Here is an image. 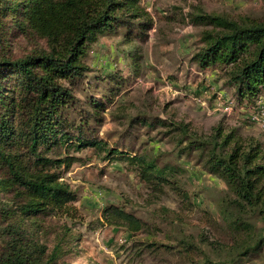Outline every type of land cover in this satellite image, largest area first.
<instances>
[{
    "label": "rangeland",
    "instance_id": "1",
    "mask_svg": "<svg viewBox=\"0 0 264 264\" xmlns=\"http://www.w3.org/2000/svg\"><path fill=\"white\" fill-rule=\"evenodd\" d=\"M139 6L150 28L145 31L138 25L142 21L131 20L128 30L116 27L89 43L82 59L86 77L69 87L73 104L64 114L69 124L78 123L81 111L91 110V100L103 103L98 121L82 126L87 135L153 161L165 180L147 184L135 167L106 160L88 146L69 150L72 162L61 168L60 181L76 200L61 211L21 219L0 188V226L17 227L44 247L48 264H264L258 210L232 205L237 201L232 187L209 171L206 154L187 149L191 138L205 139L220 128L223 136L253 140L264 152V132L247 119L257 107L264 109V88L252 103L240 101L228 69L199 68L195 59L205 35L220 31L210 18L264 22V0H140ZM9 48L13 58H21L45 45L29 32L13 38ZM59 152L52 148L47 157ZM17 155L19 164L31 167L23 151ZM111 205L134 215L143 228L129 233L97 225ZM257 242L260 247L239 256V246L255 248Z\"/></svg>",
    "mask_w": 264,
    "mask_h": 264
},
{
    "label": "trees",
    "instance_id": "2",
    "mask_svg": "<svg viewBox=\"0 0 264 264\" xmlns=\"http://www.w3.org/2000/svg\"><path fill=\"white\" fill-rule=\"evenodd\" d=\"M139 3L140 0H0V188L11 198L14 215L21 219L61 211L76 200L75 192L60 181L61 168L65 170L72 162L66 155L69 150L79 152L88 146L104 153L106 160L135 167L147 184L161 185L165 180L164 170L153 161L129 156L87 135L82 126L92 119L98 121L103 103L91 100V110L81 111L78 123L69 124L64 114L73 104L69 87L86 77L88 68L82 59L87 45L114 32L116 27L128 30L131 20L142 21L138 25L145 31L150 28L151 20ZM210 20L220 31L205 35V46L195 57L197 65L206 68L217 64L228 69L226 74L238 99L252 103L264 88V22ZM29 32L43 41L45 48L13 58L9 48L12 39ZM178 129L187 134L185 127ZM52 148L60 152L49 158L47 153ZM191 148L205 153L209 171L219 174L232 187L237 200L232 205L258 210L264 222L261 145L253 140L245 142L233 133L223 136L222 130L216 128L205 139L191 138L187 149ZM19 151L29 158L30 168L19 164ZM236 221L233 223L243 228L245 224ZM96 224L129 233H137L144 226L134 215L112 205L102 211ZM9 229L0 226V264L51 261L43 260L44 247L29 241L17 227ZM259 242L255 248L239 246V256L246 257L260 247ZM183 247L187 251V246Z\"/></svg>",
    "mask_w": 264,
    "mask_h": 264
},
{
    "label": "built area",
    "instance_id": "3",
    "mask_svg": "<svg viewBox=\"0 0 264 264\" xmlns=\"http://www.w3.org/2000/svg\"><path fill=\"white\" fill-rule=\"evenodd\" d=\"M257 109V110H256ZM249 116H247V119L255 123L259 126V128L264 132V109L262 107H257ZM231 106H228L226 108V111L230 112Z\"/></svg>",
    "mask_w": 264,
    "mask_h": 264
}]
</instances>
